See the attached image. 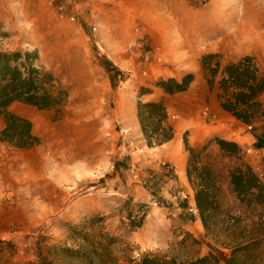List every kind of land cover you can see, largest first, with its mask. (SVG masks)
<instances>
[{
  "label": "rangeland",
  "instance_id": "obj_1",
  "mask_svg": "<svg viewBox=\"0 0 264 264\" xmlns=\"http://www.w3.org/2000/svg\"><path fill=\"white\" fill-rule=\"evenodd\" d=\"M255 17L264 22V0H0V51L37 52L68 93L59 118L11 106L31 121L40 143L27 150L0 143V264H89L64 249H106L110 257L99 260L119 264L144 254L183 262L213 252L223 264L228 251L205 236L189 210L196 208L166 146H146L136 103L141 86L152 89L144 100H158V78L192 72L189 90L165 101L183 164L185 132L190 144L236 136L241 126L220 109L199 60L210 52L223 61L248 54L264 67V24L243 41L231 39ZM103 57L125 81L111 85ZM197 109L215 131L195 134L182 125ZM211 151L205 159L226 180L233 163ZM226 181L227 205L252 220L255 211L240 207ZM128 211L136 220L145 212L133 231Z\"/></svg>",
  "mask_w": 264,
  "mask_h": 264
},
{
  "label": "trees",
  "instance_id": "obj_2",
  "mask_svg": "<svg viewBox=\"0 0 264 264\" xmlns=\"http://www.w3.org/2000/svg\"><path fill=\"white\" fill-rule=\"evenodd\" d=\"M103 59V67L111 85L126 80L111 61ZM199 67L203 80L209 90L215 93L219 106L239 123L257 129L264 127V67H260L252 55H242L234 60L223 61L219 53L202 54ZM195 75L183 73L177 77H160L154 87L162 93L158 100H144L142 97L152 93L149 87L141 86L136 103V119L140 132L148 147H157L174 136V128L169 122L165 97L185 93L189 90ZM68 97L54 75L38 63L35 51H0V143L10 147L27 150L37 146L40 139L33 133L29 119L11 111L15 103L47 110L62 115ZM264 134V130H263ZM187 153L185 174L193 191V200L205 236L228 251L223 264H264V179L245 159V150L236 142L218 136L207 139L198 146H192L183 137ZM212 150L232 166L226 169V180L205 158ZM210 152V153H209ZM171 169L169 164H166ZM240 207L255 211L252 220H245L240 213L232 212L226 203L223 182ZM130 202V200L128 201ZM145 212L136 220L128 211L129 230L142 225ZM108 242H114L112 237ZM108 246L105 243V247ZM72 255H82L83 262L94 264H119L101 262L110 257L109 251H87L64 249ZM94 252V253H93ZM40 264H49L41 261ZM130 264H220L217 256L209 252L206 256L189 261L177 262L157 255L144 254L138 261Z\"/></svg>",
  "mask_w": 264,
  "mask_h": 264
},
{
  "label": "crops",
  "instance_id": "obj_3",
  "mask_svg": "<svg viewBox=\"0 0 264 264\" xmlns=\"http://www.w3.org/2000/svg\"><path fill=\"white\" fill-rule=\"evenodd\" d=\"M158 92H159V94L161 96L162 93L160 92V90H158ZM168 97H171V96H166L164 101H166V99ZM220 109H221V107H220ZM223 113H225L227 116L232 118L225 111H223ZM232 119L235 120L234 118H232ZM236 122L238 124H240V126H241L238 129V132H237L236 136H234L233 134L232 135L227 134V135H224V136L223 135H214V136H218L220 138L236 142L239 146L242 147L243 150H245V159H246V161L251 165V167L258 174H260L261 176H264V134H263L264 127L260 126V127H258L257 129L254 130V129H251V128L239 123L238 121H236ZM174 135H176L175 131H174ZM214 136H211V137H209L207 139H210V138H212ZM173 138H174V136H173ZM173 138L170 141H172ZM170 141H168V142H166V143H164V144H162L160 146H157V148H161L163 146H166V148H167V146L169 145L167 143H169ZM200 144H202V142ZM200 144L199 143H195V144L193 143V144H190V145L198 146ZM174 145H173L174 148H176L177 147V142H175ZM170 159H172V158H170ZM186 160H187V158H186ZM182 161H183V158H182ZM185 166H186V162H185V164H183L182 173L181 172H177V169H175L173 171V173L179 178V180L181 181V184L184 186V188H186V193L188 195V203L195 206L194 200H193V191H192V189L190 188V186H189V184L187 182V178H186V174H185ZM196 218H197V220H199L198 216ZM199 222H200V220H199ZM200 224H201V222H200Z\"/></svg>",
  "mask_w": 264,
  "mask_h": 264
},
{
  "label": "bare ground",
  "instance_id": "obj_4",
  "mask_svg": "<svg viewBox=\"0 0 264 264\" xmlns=\"http://www.w3.org/2000/svg\"><path fill=\"white\" fill-rule=\"evenodd\" d=\"M255 19H257V17H255ZM33 23H35L33 21ZM264 24V22H259L258 19L249 24L246 25L244 28H242L241 30H236L237 34H234L231 36L232 40H244L245 37H247L248 34H250V32H253V29L259 28L261 27V25ZM189 114L187 116V118L185 120L182 121V125L188 127L192 133L196 132L195 134H208L211 133L213 131L216 130V128H214L213 126L206 124V115L200 116L201 115V111L195 110V111H188ZM194 116L196 118H194ZM193 136H195L193 134ZM175 141V135L172 141H170L167 148H166V153L167 155L172 158L175 162H176V169L177 172H181L182 173V167H183V161L182 158L183 156L181 155V149L179 148L180 143L177 142V147L174 148V142Z\"/></svg>",
  "mask_w": 264,
  "mask_h": 264
},
{
  "label": "built area",
  "instance_id": "obj_5",
  "mask_svg": "<svg viewBox=\"0 0 264 264\" xmlns=\"http://www.w3.org/2000/svg\"><path fill=\"white\" fill-rule=\"evenodd\" d=\"M184 198H186V196L184 197ZM191 212H195L196 210L194 209V207L193 208H191V209H189Z\"/></svg>",
  "mask_w": 264,
  "mask_h": 264
}]
</instances>
